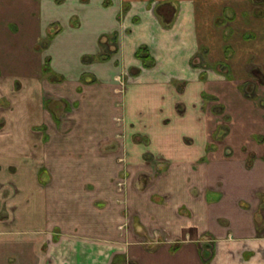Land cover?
Segmentation results:
<instances>
[{
	"label": "crops",
	"instance_id": "obj_1",
	"mask_svg": "<svg viewBox=\"0 0 264 264\" xmlns=\"http://www.w3.org/2000/svg\"><path fill=\"white\" fill-rule=\"evenodd\" d=\"M0 264H264V0H0Z\"/></svg>",
	"mask_w": 264,
	"mask_h": 264
},
{
	"label": "rangeland",
	"instance_id": "obj_2",
	"mask_svg": "<svg viewBox=\"0 0 264 264\" xmlns=\"http://www.w3.org/2000/svg\"><path fill=\"white\" fill-rule=\"evenodd\" d=\"M226 29L228 30L229 28L226 27L225 30ZM254 37H256V36H254ZM234 48H235V45H234ZM231 51H232V48H231ZM226 54H228V50L224 49V55L226 56ZM200 56H202V60H201ZM202 61H203L204 65H209V64L211 65L212 64L207 59L206 51L201 52L199 54V56L192 57L190 59V64L195 65L198 62L202 63ZM225 63H222V65H221V63H219V65H221L219 67L224 69V70H227V65H225ZM223 66H225V67L223 68ZM116 80L119 82L120 89H121V87H124V83H125L124 77H122L121 75H118V79H116ZM72 105H73V103H72ZM73 106H72V108H74ZM121 162H123V166H124L123 171H113L112 173H110V175L113 176L112 179L115 181V186H116L117 190L121 193H124L123 198L118 200L119 201L118 202L119 212H121L122 218H120V220L118 221L117 227H119L121 229L124 228L125 230L131 231V229L133 227V220H134L133 216H134V214H133V211L129 205L127 194H128V192H131L132 186L135 184L134 182L137 179V177H136L137 173L136 172L131 173L130 171H128V168H127L128 165L126 164V157H123ZM147 175H149V174L144 173L143 179H146ZM204 254H205L204 257H206V258L209 257V253H204Z\"/></svg>",
	"mask_w": 264,
	"mask_h": 264
},
{
	"label": "trees",
	"instance_id": "obj_3",
	"mask_svg": "<svg viewBox=\"0 0 264 264\" xmlns=\"http://www.w3.org/2000/svg\"><path fill=\"white\" fill-rule=\"evenodd\" d=\"M136 55L138 57H140L143 61L150 58L149 54H147V48L145 45H141L137 51H136Z\"/></svg>",
	"mask_w": 264,
	"mask_h": 264
}]
</instances>
